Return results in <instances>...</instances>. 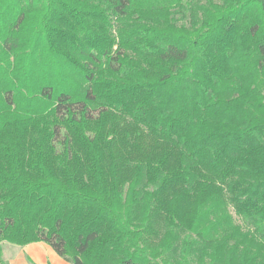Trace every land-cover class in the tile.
Here are the masks:
<instances>
[{"label":"trees","instance_id":"1","mask_svg":"<svg viewBox=\"0 0 264 264\" xmlns=\"http://www.w3.org/2000/svg\"><path fill=\"white\" fill-rule=\"evenodd\" d=\"M37 242L264 264V0H0V264Z\"/></svg>","mask_w":264,"mask_h":264},{"label":"crops","instance_id":"2","mask_svg":"<svg viewBox=\"0 0 264 264\" xmlns=\"http://www.w3.org/2000/svg\"><path fill=\"white\" fill-rule=\"evenodd\" d=\"M23 249L26 251L21 250L18 254L12 253L13 256L8 259L9 262L13 264H70L44 242L32 243L24 246ZM26 260L29 263H26Z\"/></svg>","mask_w":264,"mask_h":264},{"label":"rangeland","instance_id":"3","mask_svg":"<svg viewBox=\"0 0 264 264\" xmlns=\"http://www.w3.org/2000/svg\"><path fill=\"white\" fill-rule=\"evenodd\" d=\"M2 249L4 251L5 264H13L12 262L10 263L8 260L10 258V256H13L12 253L18 254L21 252V250H24L23 247H19V246L9 244V243H3ZM24 251H26V250H24ZM26 263H29V262H27V260H26Z\"/></svg>","mask_w":264,"mask_h":264}]
</instances>
